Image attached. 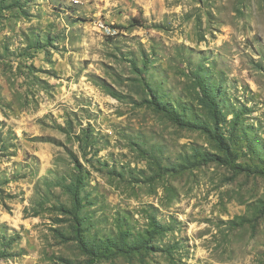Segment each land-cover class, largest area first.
I'll return each mask as SVG.
<instances>
[{
    "label": "rangeland",
    "instance_id": "obj_1",
    "mask_svg": "<svg viewBox=\"0 0 264 264\" xmlns=\"http://www.w3.org/2000/svg\"><path fill=\"white\" fill-rule=\"evenodd\" d=\"M0 264H264V0H0Z\"/></svg>",
    "mask_w": 264,
    "mask_h": 264
},
{
    "label": "trees",
    "instance_id": "obj_2",
    "mask_svg": "<svg viewBox=\"0 0 264 264\" xmlns=\"http://www.w3.org/2000/svg\"><path fill=\"white\" fill-rule=\"evenodd\" d=\"M202 82H203V81H202ZM209 96L211 97L210 102H211L212 104H216V101H217V97H216V95H214L213 92L211 91L210 94H209ZM156 103H157L158 105H161L162 108H163L166 112L168 111L170 114L175 115L181 123H183V124H185V125H188V126H194V124H193V122H192L191 120L187 119L184 115H181V116H180L179 114L173 112V111H172L171 109H169V108H168L163 102L156 101ZM168 112H167V113H168ZM206 128H208V127H206ZM218 144H219V146H220L222 149L225 148V147H224V144H223L221 141H219ZM201 156H202L203 159L207 158V160H208V158H210V156H209V155H206V154H201ZM226 159H227V162H228V163L232 162L231 158H230V159L226 158Z\"/></svg>",
    "mask_w": 264,
    "mask_h": 264
}]
</instances>
